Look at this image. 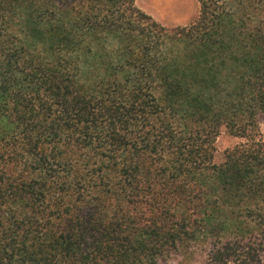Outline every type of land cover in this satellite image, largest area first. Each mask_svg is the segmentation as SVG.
<instances>
[{
    "label": "trees",
    "instance_id": "obj_1",
    "mask_svg": "<svg viewBox=\"0 0 264 264\" xmlns=\"http://www.w3.org/2000/svg\"><path fill=\"white\" fill-rule=\"evenodd\" d=\"M197 1L0 0V264H264V0Z\"/></svg>",
    "mask_w": 264,
    "mask_h": 264
},
{
    "label": "rangeland",
    "instance_id": "obj_2",
    "mask_svg": "<svg viewBox=\"0 0 264 264\" xmlns=\"http://www.w3.org/2000/svg\"><path fill=\"white\" fill-rule=\"evenodd\" d=\"M135 4L154 20L167 27L188 24L198 13L197 0H135ZM259 129L260 138L264 141V118L259 120ZM243 140L222 128L215 141L214 162H221L224 151ZM169 264L176 263L171 261Z\"/></svg>",
    "mask_w": 264,
    "mask_h": 264
}]
</instances>
